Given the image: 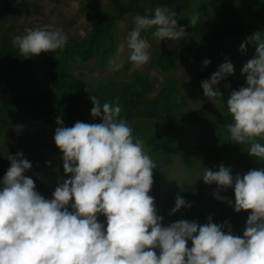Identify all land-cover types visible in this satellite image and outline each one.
Instances as JSON below:
<instances>
[{"label":"clouds","instance_id":"obj_1","mask_svg":"<svg viewBox=\"0 0 264 264\" xmlns=\"http://www.w3.org/2000/svg\"><path fill=\"white\" fill-rule=\"evenodd\" d=\"M176 15L158 6L134 17L127 46L135 69L151 58L142 32L150 31L157 43L187 35ZM188 22L196 26L201 18L193 14ZM11 43L21 56L32 57L63 51L68 36L44 25L26 28ZM247 44H255V55L242 68L246 86L226 99L225 115L231 120L224 127L231 141L248 145V154L264 161V33L247 37L240 45L242 53ZM210 63L203 61L204 66ZM233 72L234 65L226 59L201 81L204 97L219 108L223 96L216 86ZM90 100V115L101 123L77 121L66 127L61 117L56 118L54 143L68 178L55 187L51 199L25 175L33 166L24 153L8 155L10 167L0 179V264H264V167L233 175L230 166L221 164L216 171L205 168L201 176L205 184L217 186L216 200L237 213L251 210L242 237L232 234L228 221L213 223L212 216L203 225L179 219L165 226L149 194L157 166L144 141L121 117L119 102L102 103L97 96ZM229 188L234 200L219 194ZM191 207L177 195L168 215Z\"/></svg>","mask_w":264,"mask_h":264},{"label":"rangeland","instance_id":"obj_2","mask_svg":"<svg viewBox=\"0 0 264 264\" xmlns=\"http://www.w3.org/2000/svg\"><path fill=\"white\" fill-rule=\"evenodd\" d=\"M137 1L152 3L162 0ZM226 4L227 0H190L189 7L181 13V17L187 18L198 14L202 18V29L206 30L210 26L208 14H211L213 20L222 15L223 19L230 17V13L224 9ZM113 11L109 0H0V40L12 41L26 28L51 25L53 28L62 29L68 36L66 47L75 45L86 39L99 13ZM134 17L133 13H129L115 22L111 32L115 41L116 53L102 67L97 57L88 62H78L66 58L63 54L64 50L58 52L65 58L64 63L69 75L74 76L83 84L88 113L93 107L91 96H97L102 103L119 102L122 109L120 115L132 127L134 136L148 143L168 128L158 118L151 119L137 115V113L132 118L122 116L124 107L120 100L121 93L126 92L127 94L137 89L145 98L155 100L163 91H172L177 97V104H173L174 108L186 113L197 111L208 102L201 92L198 77L204 67L205 59L187 51L176 59L172 69L166 71L160 67V61L164 55L177 47L180 40H162L157 43L151 32L145 31L142 32V36L150 45L151 58L143 68L135 69L129 60L130 49L127 46V34L135 26ZM101 43L106 44V41L101 40ZM46 54L52 55V52ZM14 84L20 90L30 92L34 97L50 88L49 73L40 71L26 81L17 78ZM59 91H55L57 97H61ZM230 93L231 90L227 97ZM27 109L34 111L32 104H29ZM56 111L54 110L51 116L30 120L14 127L15 131L30 134L41 141L37 147L27 149L26 153L33 151L43 155V158L35 155L36 158L32 161L27 157L26 159L33 167L25 175L34 180L36 190L47 199H51L55 187L63 179L68 178V174L63 170L62 154L54 143V132L58 126L55 122ZM59 117L65 121L66 114L63 113V109ZM177 125L178 122L175 126ZM178 139L182 150L173 155V162L164 167L158 177H153L154 183L149 193L155 198L158 214L163 217L162 224L166 226L172 219L195 220L206 215L212 216L213 223L222 224L228 221L234 226H245L251 210H242L237 213L226 202L216 200L213 192L217 190V186L205 184L201 177L205 168L216 171L221 164L225 167L230 166L233 175L236 173L243 175L240 162L244 160V155L242 156L235 149L230 135L222 133L218 124L211 117H206L186 124ZM220 148L222 150L218 153ZM9 154H15L13 144L0 137V166L6 171L10 167V161L7 159ZM257 166L264 167V162ZM219 194L234 200V191L231 188L220 190ZM177 195L191 202L192 207L182 208L179 212L169 216L168 213L174 207ZM98 219L104 222L106 218L99 216ZM225 231H227L226 227ZM187 246L191 247V241Z\"/></svg>","mask_w":264,"mask_h":264},{"label":"trees","instance_id":"obj_3","mask_svg":"<svg viewBox=\"0 0 264 264\" xmlns=\"http://www.w3.org/2000/svg\"><path fill=\"white\" fill-rule=\"evenodd\" d=\"M109 2L114 11L99 13L94 19L91 32L86 39L64 49L63 54L66 58L78 62H88L97 57L101 67L104 66L116 53L115 41L111 32L115 22L129 13H133L135 16L149 14L159 6L175 11L178 26H184L187 33L174 50L162 57L160 61L162 69L166 71L172 69L176 59L190 51L198 57L211 61L199 73L201 85V81L209 79L226 59L234 65L233 74L221 80L216 86L223 96L221 108L208 101L197 111L179 112L173 107V104H177V97L172 91H163L155 100L145 98L137 89L131 90V93H121L120 100L124 107L122 116L126 115L132 118L137 113V115L151 119L158 118L168 128L150 142L144 143L145 150L157 166L153 170V177H158L159 172L173 162V155L182 150L178 138L186 124L211 117L221 128L222 133L229 135L224 127L231 120L230 116L225 115L227 94L230 90H238L240 86H246L247 74L242 75V68L249 59L254 57L256 46L247 44V50L244 53L239 49L241 43L245 42L246 38L253 33H264V0H239L238 6L236 0H227L224 9L230 13V17L223 19L222 15L213 20L211 14H208L210 26L206 30L202 29L201 17V22L196 26L189 24L190 17H181V13L189 7L190 0H162L152 3L137 0L132 2L109 0ZM101 40H105L106 44L101 43ZM64 62V56L62 57L58 51L52 55L42 52L36 56L23 57L18 49L12 46L11 41L0 40V137L11 141L15 153L22 151L28 160L34 161L35 155L43 158V155L33 151L29 154L26 153L28 147H37L41 141L30 134L15 131V126L23 125L30 120L51 116L54 110H57L56 116H60L62 109L66 114L64 119L66 127H72L77 121L88 124L101 123L99 118H93L88 113L83 84L74 76L69 75ZM40 71L49 73L50 88L46 92H41L33 97L30 92L20 90L14 84L17 78L26 81L36 76ZM200 89L203 93L201 86ZM57 90H60L61 97H57V92H55ZM163 102L165 103L161 105ZM29 104H32L34 111L27 109ZM176 122H178L177 126H175ZM234 145L235 149L242 156L244 155V160L240 162V170L243 174L251 169H259L257 165H261L264 161L249 155L248 145H240L235 142ZM221 150L220 148L218 153ZM5 173L6 169L0 166V179ZM207 217L203 215L195 220L198 224L203 225L207 223ZM176 220L178 219H172L166 226ZM228 223L231 225L233 235L243 236L245 226H234L232 222Z\"/></svg>","mask_w":264,"mask_h":264}]
</instances>
